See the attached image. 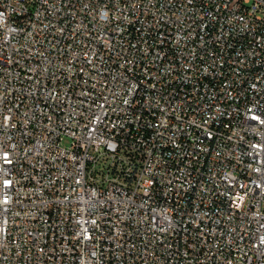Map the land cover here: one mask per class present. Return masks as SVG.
<instances>
[{
    "label": "built area",
    "instance_id": "obj_1",
    "mask_svg": "<svg viewBox=\"0 0 264 264\" xmlns=\"http://www.w3.org/2000/svg\"><path fill=\"white\" fill-rule=\"evenodd\" d=\"M0 264H264V0H0Z\"/></svg>",
    "mask_w": 264,
    "mask_h": 264
}]
</instances>
